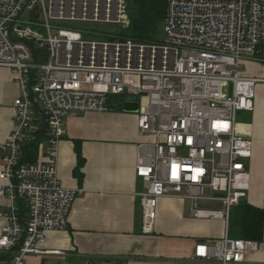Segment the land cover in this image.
<instances>
[{
    "label": "built area",
    "instance_id": "1",
    "mask_svg": "<svg viewBox=\"0 0 264 264\" xmlns=\"http://www.w3.org/2000/svg\"><path fill=\"white\" fill-rule=\"evenodd\" d=\"M102 24L126 29V0H0V67L20 91L0 144V197L9 201L0 210L4 264L49 253L40 249L45 233L66 229L81 189L58 177L65 117L107 112L111 96L138 104L142 233L153 232L160 197L186 199L190 216L225 225L221 238L195 244L193 258L243 261L257 242L232 238L227 227L250 186L251 139L236 121L253 109L255 86L264 82L242 73L245 62H264V0H167L158 41L137 42ZM40 130L36 160H23ZM18 199L26 202L24 222Z\"/></svg>",
    "mask_w": 264,
    "mask_h": 264
},
{
    "label": "crops",
    "instance_id": "2",
    "mask_svg": "<svg viewBox=\"0 0 264 264\" xmlns=\"http://www.w3.org/2000/svg\"><path fill=\"white\" fill-rule=\"evenodd\" d=\"M246 63L253 71L244 75L264 78V64ZM19 93L11 72L0 67V144L13 128L12 105ZM136 114L111 107L107 112L65 117L66 132L58 147V177L81 193L71 204L66 229L45 233L40 249L49 253L30 255L26 264H218L193 258V253L196 243L221 238L225 225L219 219L190 216L186 199L160 197L153 232L142 233L137 194L143 186L135 176V165L137 144L144 138L138 133ZM236 122L237 131L252 144L247 160L250 186L244 201L262 207L264 82L255 86L253 109L239 111ZM35 155L37 158L38 151ZM8 204L0 197V210ZM4 223L0 217V234ZM236 264H264V225L257 249L246 252L243 261Z\"/></svg>",
    "mask_w": 264,
    "mask_h": 264
},
{
    "label": "trees",
    "instance_id": "3",
    "mask_svg": "<svg viewBox=\"0 0 264 264\" xmlns=\"http://www.w3.org/2000/svg\"><path fill=\"white\" fill-rule=\"evenodd\" d=\"M129 16V26L122 31V35L137 42L158 41V30L161 26L166 10L167 0H126ZM123 96H111L108 100L110 108H122ZM28 142L23 147V160L35 161L37 142L41 137ZM35 153V154H34ZM18 215L22 222L27 217V207L24 199L17 201ZM264 204L262 207L251 205L244 200L233 207L230 212L227 233L232 238L251 239L261 241L263 238ZM8 254L0 253V262L4 264Z\"/></svg>",
    "mask_w": 264,
    "mask_h": 264
},
{
    "label": "rangeland",
    "instance_id": "4",
    "mask_svg": "<svg viewBox=\"0 0 264 264\" xmlns=\"http://www.w3.org/2000/svg\"><path fill=\"white\" fill-rule=\"evenodd\" d=\"M25 13H26V12H25ZM24 15H25V14H24ZM24 15H22V17H23ZM129 22H130V21H129ZM128 26H129V25H128ZM98 27L101 28V29H107V30L112 31V32H114V33H116V34H119V33L122 34V31L125 29V28L120 29V28H118V27H112L111 25H106V24L99 25ZM157 37H158V39H162V38H163V22H162L161 26L159 27ZM260 56H261L262 58H264V43L262 44V51H261V53H260ZM254 64H256V65H257V64H264V62H263V63H258V62H256V63H254ZM252 71H253V66H251V64L245 62L244 65H243L242 73H243V74H244V73L251 74ZM125 99H126V100H128V99L132 100L133 97H132V96H125ZM136 111H137V110H136Z\"/></svg>",
    "mask_w": 264,
    "mask_h": 264
},
{
    "label": "water",
    "instance_id": "5",
    "mask_svg": "<svg viewBox=\"0 0 264 264\" xmlns=\"http://www.w3.org/2000/svg\"><path fill=\"white\" fill-rule=\"evenodd\" d=\"M32 52L34 53V50H32ZM122 107L126 111H136L138 109V104L133 101H126L123 102Z\"/></svg>",
    "mask_w": 264,
    "mask_h": 264
}]
</instances>
